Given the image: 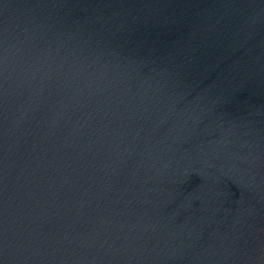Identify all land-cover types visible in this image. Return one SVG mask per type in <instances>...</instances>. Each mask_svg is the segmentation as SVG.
<instances>
[{
  "label": "water",
  "instance_id": "1",
  "mask_svg": "<svg viewBox=\"0 0 264 264\" xmlns=\"http://www.w3.org/2000/svg\"><path fill=\"white\" fill-rule=\"evenodd\" d=\"M264 0H0V264H254Z\"/></svg>",
  "mask_w": 264,
  "mask_h": 264
}]
</instances>
